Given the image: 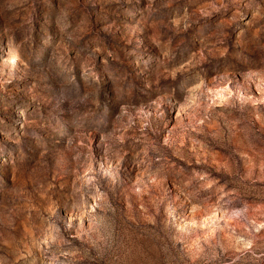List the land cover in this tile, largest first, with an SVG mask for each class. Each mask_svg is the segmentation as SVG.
I'll return each instance as SVG.
<instances>
[{"label":"rangeland","instance_id":"374dc122","mask_svg":"<svg viewBox=\"0 0 264 264\" xmlns=\"http://www.w3.org/2000/svg\"><path fill=\"white\" fill-rule=\"evenodd\" d=\"M0 264H264V0H0Z\"/></svg>","mask_w":264,"mask_h":264}]
</instances>
